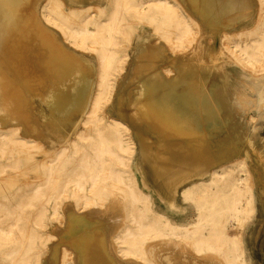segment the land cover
Instances as JSON below:
<instances>
[{
  "label": "bare ground",
  "instance_id": "6f19581e",
  "mask_svg": "<svg viewBox=\"0 0 264 264\" xmlns=\"http://www.w3.org/2000/svg\"><path fill=\"white\" fill-rule=\"evenodd\" d=\"M26 4L27 0H0V51L5 55V59H0V113L8 118L10 124L8 128L0 127V158H13V163L17 164L19 157L15 154L16 150L39 147L40 141L24 135L25 123L29 124L33 131H37V128L31 122L32 116L21 105L27 91L18 81L22 67L25 64H35L31 53H23L26 40L35 36L42 49L47 51V70L57 72L58 84L53 88H42L30 93V96L36 98L47 111V117L41 123L47 131L55 135V139L59 137L64 141H71L70 145L61 144L56 154V159L60 160L59 164H64V157L68 156L71 149L70 155L77 157V165L75 169H71V174L66 176L61 185L58 178L63 169H51L53 160H46L44 164L47 169L43 177L30 184L26 190L27 195L22 196L16 205L10 207L0 198V264H29L33 256H36L39 263L41 250L38 244L48 246V243L51 244L54 240L53 234L46 232L47 237L44 239V233H32L29 226L21 222L27 218V208L35 207L33 201L46 198L55 199L56 219L62 214L60 204L64 198L73 199L76 206L81 207L80 211L87 205L90 208L94 206L107 209L123 206L121 210L126 216V222L124 221L122 229L116 232L117 235L114 234L116 239L113 238L114 248L117 249L120 259L156 264L148 255V244L152 243L153 239L160 242L159 237L175 236L182 238L187 244L184 246L192 248L194 252L219 256V251H222L224 264H246L242 236L238 229L244 226L245 221L256 209L248 178L236 175L237 171L243 169L242 159L238 162L240 168L235 166L231 169H214L209 181H200L183 191V197L197 206L195 226L173 222L166 214L155 211L150 194L142 188L139 176L128 170L135 147L134 140L125 137L130 130L129 125L135 130L144 155L143 161L154 167V173L156 170L186 164L193 168L187 170L194 171L195 174L199 164L203 163L200 156L202 152L198 151L202 146L191 147V141L187 140L178 150L170 151L168 146H163L158 153L155 147L152 148L147 139L141 136L135 125L147 123L164 135L176 132L179 137L197 140L208 138L214 128H217V121L226 122L230 118V115L222 113L223 104L229 103L224 95L213 92L211 88L204 90L186 80L179 57L185 51L184 46L196 44L199 36L194 33V26L189 24L179 7L170 0H111L107 18L102 19L93 17L92 5L73 7L75 11L68 12L65 8L66 0H48L47 3L34 0L33 4ZM189 4L207 24L216 26H226L228 23L239 21L240 18H233L232 15L238 11L252 13L254 7L253 0H189ZM95 7H98L95 13L100 15L106 11L99 3ZM152 11L160 14L162 18L150 16ZM124 12L129 13L136 21L150 16L148 23L159 33L155 40H162V45L151 52L146 37L140 38L137 53L141 63L139 61L136 64L134 61L135 64H132L130 70L135 78L140 76L143 79L137 81V89L131 97L122 99L118 96L117 117H110L108 122H104L100 110L104 101L105 104L111 101L108 95L111 71L125 70L124 59L117 58L118 51L112 46L116 44L119 36L130 42L138 31V27L124 16ZM263 16L264 0L261 1L258 24L249 33L251 43L243 44L233 40L234 36L246 37V32L223 31L224 47L253 72L264 70ZM34 17L38 19L41 30L59 32L71 45L78 48L82 55L86 51L94 53L99 61V80L95 82L89 76L95 68L92 58L85 59L50 43L47 33L41 34L31 28L30 23ZM192 19L196 21L195 25L200 27L198 19ZM90 25L95 28L91 29ZM6 43H9V46L5 45ZM163 47L171 56L170 62L161 67L160 55L164 54ZM143 55L146 57L145 61L141 59ZM204 61L206 56H202L201 62ZM9 64L13 67L11 74H8L6 69ZM27 78L28 76L26 80ZM95 84L97 89L94 88ZM84 112L89 114L86 125L91 131L79 134L78 138L89 142L92 155L91 152L83 150L77 138H72L73 131L70 128L75 121L74 117ZM126 113L130 116V122L125 119ZM176 152H183L182 157L191 153L184 161V158H175ZM182 170L185 169H174L175 173H181ZM1 172L3 169H0ZM125 172H129V178L124 175ZM2 177L0 174V180ZM171 177H176V174L172 172ZM163 179L170 182L169 176L165 175ZM28 190L30 192L27 193ZM31 212L32 219L41 229H45L44 211H37L35 208ZM80 216L71 218L70 228L68 227L70 231L68 234L64 233V237L67 241L70 240L75 251L64 249L59 255L61 264L98 262L97 258L91 259V253L85 248L88 243L82 237H73L75 232L88 225ZM71 236L72 238L67 239ZM97 242L100 248L105 247L104 238H97ZM171 246L175 247V244ZM104 258L106 259V256Z\"/></svg>",
  "mask_w": 264,
  "mask_h": 264
},
{
  "label": "rangeland",
  "instance_id": "374dc122",
  "mask_svg": "<svg viewBox=\"0 0 264 264\" xmlns=\"http://www.w3.org/2000/svg\"><path fill=\"white\" fill-rule=\"evenodd\" d=\"M33 1L34 0H27L26 5L33 4ZM43 1L45 3L48 2V0H42V2ZM110 1L111 0H69L65 8L68 12H74L75 8L73 9V7H77L76 4H80L78 7L92 5V11L94 12L93 17L106 19V14L110 11ZM261 1L262 0H253L254 7L252 13L248 11H238L232 15L233 18H240L239 21L228 23L226 26H216L214 24H207L204 18L200 14L198 15L196 10H192L189 0H170L171 3L179 7L187 17L189 24L194 26V33L197 37L199 36L196 44H186L184 46L185 51L182 53V56L179 57V62L184 68L187 82L194 86L199 85L204 90L211 88L213 92L217 91L224 95L229 103L223 104L224 108L222 113L225 112L230 115V118L224 123L217 121V128H214L208 138H198L197 140L179 137L176 132L164 135L162 132L155 131V129L147 123L136 124L135 127L139 133L141 132V136L146 138L148 143L152 145V148L155 147L158 153L161 151L160 149L163 145L167 144H170L178 150L181 144L187 140V142L191 141L189 142L191 147L202 146L203 148L198 149V151L200 150L202 152L200 156L203 158V163L199 164L195 174L194 171L189 172L187 170L188 168H183L187 166L186 164L181 165L183 167H178V165L170 169L156 170L154 173V167L143 161L144 155L141 152L135 130L131 125H129L130 130L125 136L126 138L133 139L135 142L134 152L130 161V169L128 170H131L132 173H137L139 176L142 188L145 192L150 194L153 209L157 212L166 214L173 222L188 223L189 226H195L198 209L193 201L186 200L183 197V191L200 181H209L212 178L214 169H231L235 166L240 168L238 162L242 159L243 169L239 170L240 172L237 171L236 175L248 178L252 186L256 209L255 213L245 221L244 226L238 229L242 236L246 264H264V70L260 72L249 70L234 57L230 50L224 47L222 39L224 30L232 32L243 31L246 32V37L241 38L239 36H234L233 40L240 41L243 44L246 42L251 43V35H249V33L258 24ZM97 3L106 8L105 13L101 15L100 13H95L98 10V7H95ZM35 8H33L34 11ZM146 9H148L147 5ZM151 15L156 19L162 18L160 14L154 11L151 12L150 16ZM124 16L129 19L135 27H138V31L134 33L130 42L124 37L119 36L116 39V44L112 46L118 51L116 54L117 58L124 59L125 70L120 71L114 69L111 71V86L108 94L111 101L107 104H105L104 101L100 110V116H103L104 122H108L110 117H117L118 96L120 95L122 99L126 96L131 97V94L137 89V81L140 82L143 79V77L140 76L135 78L133 76V71L130 70L134 61L136 64L139 61L141 63L139 53H137L139 50L140 38L143 36L146 37L148 48L151 52L158 48L159 45H162V40H155L159 37V33L155 32L153 27L148 23V21H150V16L142 21L133 20L132 16L127 12H124ZM192 17L198 19L200 27L195 25L196 21H194ZM30 24L31 28L35 29L38 33H47L48 36H50V38L48 37L50 43H53L59 49L72 52L85 59L92 58L95 63V68L89 76L90 78L92 77L95 82L99 80V61L94 53L86 51V53L82 55V52L71 45L59 32L41 30L39 26L40 23H38L36 17L31 20ZM90 28L94 29L95 27L94 25H90ZM163 50L164 54L162 53V55H160L162 58L160 59L161 67L170 62L171 56L170 52L165 51V48ZM44 52L46 59H48L47 51ZM202 56L203 58L206 56V61L203 63L201 62ZM0 59H5V55L3 56L1 51ZM141 59L145 61L146 57L143 55ZM7 73L11 74L13 71L8 69ZM94 86V88L97 89V85L95 84ZM38 103L39 101L30 96V93H24L21 105H23L25 111L32 116L31 122L37 128V131H33L28 124L31 131L24 129V135L28 138L32 137L40 141L39 147L16 150L15 154L19 157L17 164L13 163V158H0V169H3V172L0 173L3 176L0 180V198L10 207L16 205L22 196L24 197L27 195L26 190L30 187L31 183L43 177L45 169H47V166L44 164L46 160H53L51 169H63L59 172L58 178V183L61 185L66 176L71 174V169H75L77 165L75 162L77 157L70 155L72 152L71 149L68 152V156L64 157V164H59L60 160L56 159V154L59 152L61 144L70 145L71 141H64L59 137L55 139V135L47 131L45 125L41 124L47 117V111ZM89 108H91V106H89ZM35 113L40 116V121H38L39 119L36 120L33 118ZM88 117V112L77 114L74 117V120L77 121H73L70 128H72L73 131L72 138H77L83 150L91 152L92 155L93 151L90 149L89 142L82 141L78 138L79 134L89 130L91 131V128L86 125ZM129 117V114L126 113L125 119L128 122L131 121ZM9 125L8 118L0 113V127L8 128L10 127ZM39 129L40 132H38ZM30 132H38L37 134L40 135L33 136ZM190 153L191 152L182 157L184 154L183 152H176V159L182 160L184 158V161H186L185 157H188ZM188 161H193V159ZM179 168L185 170H182L181 173H175L174 169ZM172 172L176 174V177H171ZM124 175L126 178H129V172H125ZM165 175L169 176L170 182L163 179ZM145 181L150 182L148 185L147 183L142 184V182ZM51 185L54 187L56 184L54 182V185L53 183ZM51 185L49 186L50 188H52ZM28 192H30V190H28L27 193ZM33 202L35 207L27 208L26 211L28 215L26 216L28 219H24L21 223L25 226L28 225L32 233L36 231L41 234L44 233V239L47 237L45 233L51 232L54 240L51 244L48 243V246L39 243L38 247L39 250H41V252H39V263H37L36 256H33L29 264H61L59 255L63 253L64 249L67 251H75V247H72L69 242L70 240H66L64 233L66 232L65 234H68L70 231L69 225L71 224V218L79 215H81L80 217L83 218L88 225L75 232L73 237H82V239L88 243L87 246L85 245V248H87L89 254L91 253V259H98L96 260L98 262H91L92 264H143L140 260L139 262L138 260L120 259L117 255V249L114 248V239H116L114 236L117 235L116 232H119L126 222V216L121 210L123 206H112L107 209L104 207L94 208V206L90 208L89 205H87L80 211L81 207L76 206L73 199L64 198L62 200L63 203L60 204L62 214L59 215V219H56L54 216L55 199H36ZM87 207L88 209H86ZM35 208L37 211H44L43 217L46 222L45 229H41L34 219H32L33 212L31 211ZM234 224L236 223L234 222ZM63 227L66 229L63 230ZM70 238H72V236L67 239ZM97 238H104L105 247L100 248L97 246ZM92 241H94V243H92ZM159 241L160 242H158L157 239H153L152 243H147L148 255L156 264H224L222 260V251H219V256L207 252H194L192 248L184 246L187 244L182 238L175 236L159 237ZM146 242L147 241H145V244ZM168 244H175V247ZM104 256H106V259ZM70 264L76 263L71 262Z\"/></svg>",
  "mask_w": 264,
  "mask_h": 264
},
{
  "label": "crops",
  "instance_id": "0c3cea01",
  "mask_svg": "<svg viewBox=\"0 0 264 264\" xmlns=\"http://www.w3.org/2000/svg\"><path fill=\"white\" fill-rule=\"evenodd\" d=\"M68 1L69 0H66L67 3H68ZM76 5L78 7L80 4H76ZM5 45L9 46V43H6ZM7 46H5V48H8ZM23 53H31L33 58L35 59L34 65L31 63V64H27V65L25 64L22 67L23 71L21 72V74L19 76V80H18L19 82H21V86L28 93H34L35 91H39L42 88H53L58 84L57 72H55L53 70H49V71L47 70L45 52L42 49V47L40 46V43L35 38V36L33 38L26 40V42L24 43V47H23ZM11 66L12 65L9 64L6 69L8 70V68L9 69L13 68ZM26 76H28L27 80H26ZM33 118L36 120L39 119L38 121H40V116L38 114L36 115V113L33 115ZM19 121L24 123V121L22 119H19ZM221 123H224V122L221 121ZM24 128L27 131H31L26 123L24 124ZM38 132H40V129L38 130ZM38 132H36V133L30 132V133L33 136L34 135H40V134H37ZM163 146L164 147L168 146L170 151H171V149H173V150L176 149L173 146H171L170 144L163 145ZM175 158H176V155H175ZM178 167H183V166H178ZM183 168L191 169V167H189V166H184ZM148 179H150V178H148ZM150 181H148L147 184H149Z\"/></svg>",
  "mask_w": 264,
  "mask_h": 264
}]
</instances>
